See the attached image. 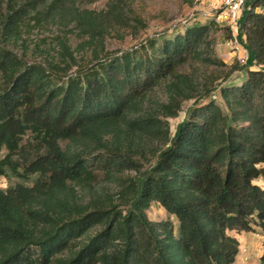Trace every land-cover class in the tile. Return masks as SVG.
<instances>
[{
    "label": "trees",
    "instance_id": "obj_1",
    "mask_svg": "<svg viewBox=\"0 0 264 264\" xmlns=\"http://www.w3.org/2000/svg\"><path fill=\"white\" fill-rule=\"evenodd\" d=\"M131 1L95 13L77 0H0V178L18 180L0 188V264H234L240 245L230 232L253 227L264 264V0H249L238 20L246 59L222 80L234 71L245 79L219 88L226 112L212 99L214 80L189 71L225 66L211 49L214 20L104 50L115 26L145 27L137 11L127 15ZM52 25L64 34L30 49L32 29ZM75 31L91 51L86 67L69 45ZM190 100L171 135L167 120ZM133 151L145 169L124 191L81 196L96 183L97 156ZM152 204L177 234L171 220L148 218Z\"/></svg>",
    "mask_w": 264,
    "mask_h": 264
},
{
    "label": "rangeland",
    "instance_id": "obj_2",
    "mask_svg": "<svg viewBox=\"0 0 264 264\" xmlns=\"http://www.w3.org/2000/svg\"><path fill=\"white\" fill-rule=\"evenodd\" d=\"M108 0H98L94 3H85L77 0L76 6L81 10L93 11L95 13L106 11ZM207 11L212 13L208 5V0H192L190 3H184L182 0H132L131 10L127 14L132 16L134 12L140 14L142 22L145 24L144 28H141L138 24L128 21L129 26H115L104 39V50L108 53H118L121 51L129 50L141 43H144L148 39L156 38L159 40L170 39L177 32H182L185 28L193 25L191 17L201 11ZM132 25H135L131 27ZM215 29L212 39L213 43L211 49L213 56L222 61L225 66H202L195 65L189 68V71H196L203 80L212 82L213 87H217L214 94L216 96L215 102L226 112L223 102L219 96V88L226 86H238L245 79L244 71H234L230 77L222 80L223 73L229 70L235 63H244V50L240 47V44L230 43L229 31L226 27L218 24ZM72 24L68 29L72 28ZM61 29V30H60ZM63 30V31H62ZM64 27L48 26L42 29H32L28 35L30 42V49H32L35 43L44 39L46 43L51 42L55 35H63ZM69 45L77 59L79 65L86 67L91 60V51L88 48L81 49L80 43L82 39L77 36L76 31L67 34ZM18 54H22V49L19 48ZM27 59L32 61L35 58L31 51L27 55ZM39 60V59H37ZM74 68L73 70H75ZM196 103L193 100L185 101L181 110L176 118L168 119V126L170 134L174 133L175 127L180 123L188 114V111L192 109ZM95 175L96 183L89 189L78 188L79 193L83 198H102L105 195L116 197L119 192L125 190L129 181L135 177H138L140 173L145 169L143 161L135 154V151L125 159L110 158L104 156H97L95 160ZM264 168V164L260 165ZM18 180L12 178L6 180L0 178V188L4 189L9 184H14ZM255 184L262 186V181H255ZM147 216L152 221L171 220L174 225V232L177 234V222L170 216L159 204H152L147 211ZM252 232L244 233H232V236L239 239L240 251L236 257L235 262L238 264H258V256L262 251L261 239L263 238L262 232L258 227H253ZM244 239H240L243 237ZM245 240V241H244ZM255 243V248L252 250L248 242ZM263 241V240H262Z\"/></svg>",
    "mask_w": 264,
    "mask_h": 264
},
{
    "label": "built area",
    "instance_id": "obj_3",
    "mask_svg": "<svg viewBox=\"0 0 264 264\" xmlns=\"http://www.w3.org/2000/svg\"><path fill=\"white\" fill-rule=\"evenodd\" d=\"M249 0H208V5L212 13L201 11L191 17L193 24H202L210 20H214L217 24L226 27L231 32L230 43L237 44L235 39L237 33L238 20L245 9H248ZM241 47V46H240ZM242 48V47H241ZM243 49V48H242ZM246 55H244V60ZM216 100V96H212Z\"/></svg>",
    "mask_w": 264,
    "mask_h": 264
},
{
    "label": "crops",
    "instance_id": "obj_4",
    "mask_svg": "<svg viewBox=\"0 0 264 264\" xmlns=\"http://www.w3.org/2000/svg\"><path fill=\"white\" fill-rule=\"evenodd\" d=\"M232 233H234V231L233 232H230V235H232ZM242 233H244V232H241V234ZM244 238H246L245 236L243 237V238H241L240 237V239H244ZM238 241H239V239H237ZM262 240H263V238L261 239V245H262ZM245 241V240H244ZM247 241V240H246ZM240 242V241H239ZM248 242V241H247ZM255 243L256 242H253V240H251V242H248V244H249V246H250V248H251V250H252V253H253V249L255 248ZM261 254H262V251L260 252V254H259V256H258V259L260 258V256H261ZM234 264H238L237 262H235ZM258 264H260V262H259V260H258Z\"/></svg>",
    "mask_w": 264,
    "mask_h": 264
}]
</instances>
